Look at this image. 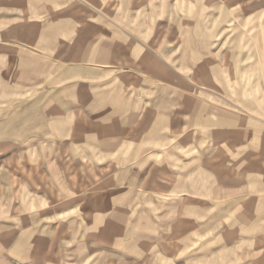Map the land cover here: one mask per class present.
<instances>
[{"label": "crops", "instance_id": "0c3cea01", "mask_svg": "<svg viewBox=\"0 0 264 264\" xmlns=\"http://www.w3.org/2000/svg\"><path fill=\"white\" fill-rule=\"evenodd\" d=\"M165 2L137 24L129 8L138 9L139 1H129L127 9L120 3L121 12L93 26L83 58L49 42L39 15H15L11 36L0 38V104L29 97L24 110H16L20 116L9 115L13 125L0 112V163L13 160L18 181L41 182L44 192L31 185L30 197L53 196L47 191L54 192L56 183L54 195L61 198L47 201V219L33 226L40 231L38 264H207L208 223L190 215L194 209L207 218L209 173L219 174L223 165L209 169L202 135L239 133L223 123L240 116L228 115L218 96L174 87L193 84L170 70L206 68L223 47L207 33L185 44L193 37L187 18L172 26L175 1ZM156 6L152 1L145 8L155 14ZM162 28L168 30L160 35ZM193 57L203 65L192 66ZM202 81L196 84L206 85ZM211 118L216 126L209 130ZM17 150L23 157L12 159ZM80 183H87L81 194ZM256 183L215 176L217 190L210 196L222 204L216 215H223L225 197ZM11 224L32 229V222Z\"/></svg>", "mask_w": 264, "mask_h": 264}, {"label": "rangeland", "instance_id": "374dc122", "mask_svg": "<svg viewBox=\"0 0 264 264\" xmlns=\"http://www.w3.org/2000/svg\"><path fill=\"white\" fill-rule=\"evenodd\" d=\"M129 1H139L138 9H134L133 4L129 8L133 13L132 24H137L141 15L142 18L157 15L164 9L165 1H175L176 17L171 25H183L182 19L186 17L187 31L193 35L183 39L185 44H196L207 33L214 36L217 47H223L219 49L222 53H215L209 59L215 62L204 64L206 68L170 70L171 76L177 80L191 79L193 84L174 85L177 89L184 93L198 92L218 96V105L224 111H229L228 115L234 113L240 116L227 117L229 119H225L223 123L225 128L237 127L239 133H208L206 139L202 135V143L207 142L208 146L209 169L215 171V167L221 164L223 168L218 170L219 174L209 173L207 218L194 209L191 210L190 217L192 221L206 220L208 223L207 264H264V203L253 204L254 197L263 200L264 196V0H0V38L11 36V27L17 19L15 15H39L38 19L46 20L42 35L47 36L49 42L58 46L62 52L71 54L74 50L83 58L93 37V26L98 29L100 24H104V16L121 12L120 3L127 9ZM152 1L157 2L155 14L145 8ZM191 1L196 2L192 4ZM140 24L144 26L143 21ZM167 30L160 29V35ZM179 37L175 42L181 40ZM134 38L146 46L144 38ZM176 57L180 61L182 55ZM192 62V66L203 65L198 57H193ZM199 79H203L202 82L206 85H197ZM23 92L25 96L31 93L29 88L23 89ZM28 99L29 97H20L0 104V112L7 115V123L14 124L13 119L20 113L16 110H24ZM11 114L14 115L13 119L9 117ZM215 126L216 119H209V130ZM232 137L234 142L231 141ZM23 152L13 151L11 155L19 156H13L12 159L22 158ZM39 152L33 151L34 154ZM11 161L12 164L9 159L0 163V264H38L40 231L33 229V226L38 228L43 216L44 220L47 219V214L42 213L47 201L55 204L61 198L55 196L56 183H52L54 192L50 194L47 191L49 195H55L47 198L34 194L36 197H30V192L26 189L31 185L33 188L36 184L39 185L37 190L43 188V192L44 187L41 182L25 183L16 180L14 174H17L19 167ZM215 176L236 177L239 181L260 183L243 185L236 189L234 196L225 197L221 215V201L219 203L210 196L217 190ZM86 185L87 183H80V194ZM37 193L39 194L38 191ZM217 205L220 209L218 215L215 212ZM13 221L32 222L28 225L32 229L16 230L12 227ZM218 227L220 236L217 237Z\"/></svg>", "mask_w": 264, "mask_h": 264}]
</instances>
